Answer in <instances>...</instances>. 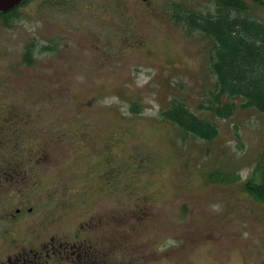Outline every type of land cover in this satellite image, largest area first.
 Listing matches in <instances>:
<instances>
[{
  "label": "rangeland",
  "instance_id": "rangeland-1",
  "mask_svg": "<svg viewBox=\"0 0 264 264\" xmlns=\"http://www.w3.org/2000/svg\"><path fill=\"white\" fill-rule=\"evenodd\" d=\"M244 1L264 23V0ZM215 2L27 0L11 28L0 17V259L264 264V203L245 189L264 114L199 110L213 44L185 18L214 15ZM173 98L218 138L165 120Z\"/></svg>",
  "mask_w": 264,
  "mask_h": 264
},
{
  "label": "trees",
  "instance_id": "trees-1",
  "mask_svg": "<svg viewBox=\"0 0 264 264\" xmlns=\"http://www.w3.org/2000/svg\"><path fill=\"white\" fill-rule=\"evenodd\" d=\"M214 15L189 14L185 18L190 32L198 31L212 40L209 71L213 90L199 110L213 119H230L238 110L254 109L264 114V23L254 19L251 7L244 0H215ZM16 11L0 14L2 24L11 28ZM17 18V14L15 15ZM35 44L24 49L22 61L32 67L37 61ZM175 90L179 89L173 85ZM135 112L137 110V106ZM184 136L212 142L219 136L216 123L193 112L183 100L173 98L161 112ZM220 173H213L215 178ZM220 184L233 182L236 177L222 174ZM218 180V179H217ZM212 180L210 182H219ZM218 184V183H217ZM247 193L264 203V153L251 178L245 182Z\"/></svg>",
  "mask_w": 264,
  "mask_h": 264
},
{
  "label": "water",
  "instance_id": "water-1",
  "mask_svg": "<svg viewBox=\"0 0 264 264\" xmlns=\"http://www.w3.org/2000/svg\"><path fill=\"white\" fill-rule=\"evenodd\" d=\"M23 0H0V13H6L17 7Z\"/></svg>",
  "mask_w": 264,
  "mask_h": 264
},
{
  "label": "flooded vegetation",
  "instance_id": "flooded-vegetation-1",
  "mask_svg": "<svg viewBox=\"0 0 264 264\" xmlns=\"http://www.w3.org/2000/svg\"><path fill=\"white\" fill-rule=\"evenodd\" d=\"M27 0H23L17 7H15V8H13L12 10H10V11H8V12H6V13H10L11 11H18L22 6H24V4H25V2H26ZM0 14H3V12L2 13H0ZM8 255V254H7ZM11 254L8 256V258H3V259H0V264H14L13 262H12V260H11Z\"/></svg>",
  "mask_w": 264,
  "mask_h": 264
}]
</instances>
